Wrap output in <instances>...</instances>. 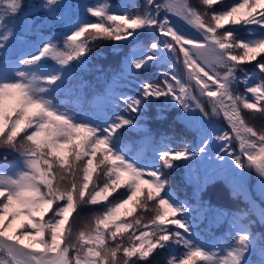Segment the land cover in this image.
Here are the masks:
<instances>
[{
    "label": "snow or ice",
    "instance_id": "6c2138e0",
    "mask_svg": "<svg viewBox=\"0 0 264 264\" xmlns=\"http://www.w3.org/2000/svg\"><path fill=\"white\" fill-rule=\"evenodd\" d=\"M104 46L120 58L89 94L82 74ZM175 115L193 146L153 136L154 121ZM256 120L264 0H144L143 10L134 0L119 10L110 0H0V155L10 158L0 162V264H264ZM177 161L195 185L184 199L168 171ZM218 178L243 208L204 199ZM95 205L83 222L81 209ZM221 221L229 227L216 238Z\"/></svg>",
    "mask_w": 264,
    "mask_h": 264
},
{
    "label": "trees",
    "instance_id": "16d2710c",
    "mask_svg": "<svg viewBox=\"0 0 264 264\" xmlns=\"http://www.w3.org/2000/svg\"><path fill=\"white\" fill-rule=\"evenodd\" d=\"M75 2L84 3V4H92L96 2V0H75ZM110 2L117 10H119V8L125 2H127V0H110ZM134 2L140 10H143L144 0H134ZM190 2L193 4V6H198L199 4V0H190ZM227 2L234 3L236 2V0H227ZM90 19L94 20L95 18L90 17ZM97 51H103L105 53V57L99 60L94 59L93 65L89 66L91 70L82 74L83 80L86 81L89 85V88L86 89V91H88L89 94H91V92L93 91L102 90L105 87V74L111 71V68L115 66V64L120 58L118 55L114 56L112 53V50L109 49L107 46H104L102 49H97ZM123 51H127V49L117 50V52H123ZM94 65H100L104 69V72L97 71ZM160 71L161 70L158 68L153 69L148 74V77L153 82H155L156 80L159 79ZM126 87L129 91V94H132V92L134 91V88L132 87V85H127ZM159 107H160L159 105L154 106V110H158ZM169 111H171V109H169ZM215 123H217L220 127H226V124L222 120L215 121ZM254 123L256 124L257 127H261L262 125H264V121H261V120H256L254 121ZM181 127H183L182 120L178 115H175L172 119H170L166 123L154 121L152 124V133L154 137H156L162 142L165 141L166 138L168 140H173L174 142L171 144V147L177 150L183 147L182 140H186L189 146H193L191 134L185 133L181 135L180 130H179ZM129 135L131 136L132 139L136 140L138 144L140 143V138L135 133H131ZM6 159H10V158L0 155V162H3ZM176 163L181 165V167L176 168L174 170H168L170 179L173 183V188L176 191V194L178 195L180 199H184L185 197H191L194 194L195 185L194 183L193 184L186 183L187 169L186 167L183 166L184 162L177 161ZM195 175L196 174L194 173L193 180L195 179ZM256 181L257 180L255 176L253 175V178L249 182L250 184L248 185V190H249L250 195L254 199H256L257 202H259L260 196L257 195L253 190V186L256 183ZM120 191H123V189H121ZM204 199L210 200L215 209H223L226 212L227 211L234 212L237 209L243 208L245 206L242 202L234 199L233 194L230 191V185L226 181L221 180L219 178L217 179V182L215 185H210L209 192L207 195L204 196ZM100 210L101 208L99 205L84 207L83 209H81L82 221L86 222L94 212H97ZM137 215H140V213H137ZM151 215L152 213L148 212L145 215V219H147V217ZM207 226H208L207 220H205L200 225L203 235H209L207 231ZM228 227L229 225L227 223H224L223 221H221L219 225L212 228L211 232L212 234L215 235L216 238H221L224 234H226ZM256 230L259 231L260 229H256ZM167 255L168 253L166 251H160V256L157 257V260L162 261L163 258L166 257ZM258 255L259 254H257V258H258Z\"/></svg>",
    "mask_w": 264,
    "mask_h": 264
},
{
    "label": "rangeland",
    "instance_id": "374dc122",
    "mask_svg": "<svg viewBox=\"0 0 264 264\" xmlns=\"http://www.w3.org/2000/svg\"><path fill=\"white\" fill-rule=\"evenodd\" d=\"M249 182H250V180H249ZM249 182H248V185L250 184ZM253 190H254V192H255L257 195L260 196V188H259V183H258V181H256V183L254 184V186H253Z\"/></svg>",
    "mask_w": 264,
    "mask_h": 264
}]
</instances>
